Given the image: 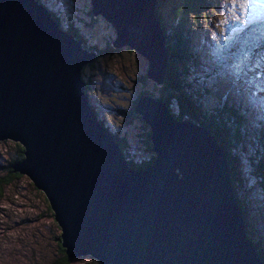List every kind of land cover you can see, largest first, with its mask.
Here are the masks:
<instances>
[{"label": "water", "instance_id": "1", "mask_svg": "<svg viewBox=\"0 0 264 264\" xmlns=\"http://www.w3.org/2000/svg\"><path fill=\"white\" fill-rule=\"evenodd\" d=\"M161 85L166 67L156 0H91ZM154 10V11H153ZM35 0H0V142L25 148L13 173L44 192L68 258L100 264H262L243 228L229 167L213 136L143 98L156 159L130 169L97 122L81 83L92 62Z\"/></svg>", "mask_w": 264, "mask_h": 264}, {"label": "rangeland", "instance_id": "2", "mask_svg": "<svg viewBox=\"0 0 264 264\" xmlns=\"http://www.w3.org/2000/svg\"><path fill=\"white\" fill-rule=\"evenodd\" d=\"M35 1L51 16L54 15L59 19L61 29L75 38L88 55L93 53L91 49L94 48L102 52L100 55L95 54L92 62L81 69V83H84L82 92L97 122L107 135L112 136L113 143L119 148L127 166L140 171L149 169L156 159V153L152 151L153 143L150 140L151 129L142 116L134 111L139 101L145 97L157 101L163 99L167 102L171 88L169 89L166 83L171 80L166 75L169 71V59L165 38L169 35L171 18L164 15L163 24L158 21V16L155 19L160 28L167 58L161 87L147 78L148 60L131 50L129 46L120 48L112 46L117 39L116 31L101 15L95 17L92 15L91 0ZM206 2L208 6L202 12L207 11V16H203L202 13L191 15L190 19L194 18L196 26L190 28L185 25L181 34L187 41L188 54L197 63L200 72L198 75L205 77V73L208 74L207 72H211L212 68L215 69L212 77L203 79L204 88L213 97L222 100V103L225 101L232 103L234 100V106L239 110L237 115L242 121V126L237 127L240 141L237 145L233 143L236 148L230 153L240 163L237 166L240 182L236 185L239 184L237 197L243 207L236 205L242 216L244 215L243 219L245 218L242 224L246 237L264 264V170L259 162L261 153L255 152L259 151L255 146L258 142L252 143V140L246 137L251 126L264 133V94L261 93V86H264V50L260 54L256 53L259 45L264 46V20H257L240 31L238 29L243 24V17L240 16L243 4L240 0H206ZM262 13L264 7L259 4L252 9L253 15L259 16ZM68 29H71L70 32ZM71 31L79 38L73 36ZM183 82L189 83L188 86L197 83L190 76ZM176 84L181 85L174 83V87ZM211 84L219 85L215 88L218 93L211 88ZM195 88L201 87L198 84ZM174 94L178 96L176 91ZM186 98L190 100V105L194 107L200 105L201 110H198L207 111L212 117L214 110L221 109V106L214 104L213 98H206L207 102L202 105L200 101H196L194 93L189 92ZM164 102L159 101V103ZM167 108L176 121L180 123L185 120L191 121L197 128L208 132L209 135L212 134L206 127V122L201 125L190 118L191 115L190 119L185 118L189 109H183L174 100ZM230 120L227 124L232 132L234 124ZM241 127L244 129L242 133ZM144 130L149 133V147H147V138L145 142L143 137ZM211 136L218 148H222L225 152L230 185H232L230 170L232 166L228 155L217 138L213 134ZM259 139L264 143V135ZM17 145L20 144L12 140L0 142V264H54L53 262H56L60 256L58 239L61 240L62 231L44 192L38 190L28 176L13 173V166L17 162L12 163V158L16 153ZM22 149L23 158L20 161L23 162L25 148ZM148 161L150 164L144 169L132 167H138V163ZM256 168L260 171V179L254 175L257 170L253 169ZM13 175L17 177L14 178ZM64 254L71 260L70 264H100L91 255L70 259L65 250Z\"/></svg>", "mask_w": 264, "mask_h": 264}, {"label": "trees", "instance_id": "3", "mask_svg": "<svg viewBox=\"0 0 264 264\" xmlns=\"http://www.w3.org/2000/svg\"><path fill=\"white\" fill-rule=\"evenodd\" d=\"M156 3L158 5V8L156 10V15L158 16V20L160 21V23L163 24L162 20L163 18H165L163 17L164 15L167 16V18L169 19L171 18L170 19L171 22L169 23V28H170L169 35L165 38V43H166L167 51H168L167 55L169 59V71L167 72L166 75H168L169 79L171 80L170 82L166 83L169 89L171 88L168 99L166 100H169V99L170 100L168 102H164L163 99H160V101L164 102L169 107L172 104V101L174 100L181 107H183V109H186V110L189 109L188 116H185V118H189V116L191 115L190 118H192L195 122L200 123L201 125H203L206 122V127L217 138V140L220 142L219 144L223 145L228 155L230 165L232 166L230 167L231 168L230 170L232 173L231 189H232L236 204L243 207V205L240 203V200L237 197V189H239L237 186L239 184L236 185V183L240 182L239 177H238L239 173L237 170V166H239L240 163L237 160V158H234V156L230 155V153L234 152L236 148L233 143L237 145V142L240 141L238 140V138L240 137H239L237 127L238 125H241L242 121L239 119L237 115L239 113V110L234 106L235 105L234 100H232V103L229 101L227 102L225 101L222 103V100L216 97H213L209 93V91L204 88L203 79H207V77H212V74H213L212 72H214L215 69L212 68L211 72H207L209 75L205 73L204 74L205 77H202L203 75L201 74L198 75L200 72L198 71L199 68H197V63L194 61V58H192L191 55L188 54V51L186 49L187 41L185 39V36H184V39L182 38V34H181L182 27H184L185 25H188L190 28L196 26L194 18L192 20L190 19L191 15L195 16L197 13L198 14L202 13L203 16H207V11L202 12L203 9L207 8L208 6L207 2L206 0H156ZM163 11H166V12H163ZM52 17L59 24V19L55 17L54 15H52ZM70 30L68 29V32H70ZM71 33L74 34L73 36H75L76 38H79L77 34H75L73 31H71ZM91 50H93V52H95L96 55H100V53H102V52H98L95 48ZM263 50H264V46L259 45L258 48L256 49V53L260 54L263 52ZM188 76H190L192 80L197 83H192L193 85L191 86H188L189 83H184L183 82L184 79L188 78ZM171 77H174L175 79L173 80ZM174 83H181V85L176 84V86L174 87ZM198 84H199V87H201L200 89L195 88L198 86ZM218 86L219 85L211 84V88L216 93L218 92H217V89L215 88H217ZM174 91L178 93V96L174 94ZM189 92H191V94L193 93L195 94L196 101L197 102L200 101L201 105L207 102L206 98L208 99L213 98L214 104H216L217 106H221V109L214 110L215 112H214L213 117L210 116V114L207 113V111L205 112L199 111L198 109L201 110L200 105L197 106L198 108L194 107L193 105H190V100L189 101L187 100L186 95ZM261 93L264 94V86H261ZM229 103L231 105H229ZM195 106H196V103H195ZM131 118H133V116ZM229 119H231L230 121H232V123L234 124L233 130L231 129L232 132H230L231 127H228V124H227ZM214 121L216 123H214ZM243 130L244 129H242L241 127V133ZM144 131L145 133L143 137L145 138V142L147 138V147H149L150 146L148 145L149 133L146 130ZM263 135H264L263 131L257 130L252 126L250 127L249 131L246 133V137L248 138V140H252V143H255L256 141L258 142V144H255V146L259 148V151H255V152L261 153L260 154L261 159H259V162H261L260 165L264 170V159H262V157H264V143H262V141L259 139L263 137ZM22 148L23 147L21 145L19 146L17 145V150H16L14 157L12 158L13 159L12 163H14L15 161L18 162L23 158ZM148 164H150V161H148L147 163H138V167L136 166H132V167L136 169H141V168L144 169V167H146ZM253 170H257V172L255 171L254 175L257 179H260L259 177H261V175L259 173L260 171H258V168L253 169ZM9 173H11V170ZM13 176L14 178L17 177L16 175H13ZM6 183L8 182L6 181ZM58 249H59L60 256L56 260V262H53V263L54 264H70L71 260L67 259V257L65 256L64 250L61 247L60 239H58Z\"/></svg>", "mask_w": 264, "mask_h": 264}, {"label": "snow or ice", "instance_id": "4", "mask_svg": "<svg viewBox=\"0 0 264 264\" xmlns=\"http://www.w3.org/2000/svg\"><path fill=\"white\" fill-rule=\"evenodd\" d=\"M240 2L243 4V7L240 12V16L243 17V24L239 27L238 30H244L245 27L250 26L257 20H264V13L259 16L252 14V9L257 4L264 7V0H240Z\"/></svg>", "mask_w": 264, "mask_h": 264}, {"label": "bare ground", "instance_id": "5", "mask_svg": "<svg viewBox=\"0 0 264 264\" xmlns=\"http://www.w3.org/2000/svg\"><path fill=\"white\" fill-rule=\"evenodd\" d=\"M91 2V1H90ZM45 9V8H44ZM154 11V10H153ZM154 17L156 18L157 17V15H154ZM49 19L51 20V22L53 21L54 22V20L52 19V18H50L49 17ZM159 21V20H158ZM156 24H158V22H156ZM56 25L61 29V27H60V25L58 24V23H56ZM159 31H160V28H159ZM147 73V72H146ZM164 78V77H163ZM161 87H162V85H161ZM170 100V99H169ZM158 101H160V99L158 100ZM167 102H168V100H167ZM168 109V108H167ZM101 126V125H100ZM199 126V125H198ZM225 153V152H224ZM242 220H244L243 219V216H242Z\"/></svg>", "mask_w": 264, "mask_h": 264}]
</instances>
